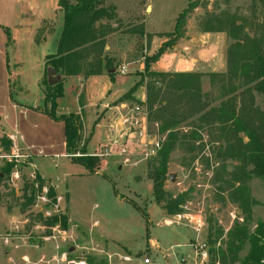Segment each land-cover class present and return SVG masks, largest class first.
Listing matches in <instances>:
<instances>
[{"label":"rangeland","instance_id":"1","mask_svg":"<svg viewBox=\"0 0 264 264\" xmlns=\"http://www.w3.org/2000/svg\"><path fill=\"white\" fill-rule=\"evenodd\" d=\"M43 1L49 7L46 10H51L55 1L57 3V0ZM260 1L108 0L106 5L115 4V9L127 14L123 18L117 14V21H110L117 29L111 36L112 42L119 46L123 42L120 40L125 39L122 48L129 51L124 57L109 51L116 59L114 79L120 88L116 101L132 103L130 99L122 98L142 80L143 83L129 95L143 99L144 61L150 62L151 70L168 72L158 68V60L168 53L181 59L191 54L199 63H210L208 67L197 63L189 71L203 74L202 91L210 94L212 104H218L220 89L218 84L211 87L208 74L223 73L226 69V52L232 42L227 33L228 20H235L236 25H242L245 31L252 33L264 19ZM38 11L39 8L26 10L24 22L16 34L19 42L10 35L8 59L11 69L17 71L11 85L14 101L43 107L42 81L48 80L49 69H45L43 61L45 54L55 50L51 41L56 35L61 10L47 19H38ZM140 29H143L142 34H134ZM129 35L137 41L131 45L132 51L127 46L131 44L129 37L132 36ZM162 43L167 46L157 60H152ZM214 49L216 53L210 62ZM136 58L142 61L141 68ZM52 76L57 77V81L62 79L55 72ZM126 81L130 82L129 87L122 90L121 85ZM101 84L97 79L86 85L97 89ZM65 86L64 97L68 100L69 84ZM254 96L255 106L264 113V95L254 92ZM81 111L83 131L79 147L86 142V152L77 150L71 156L86 161L89 153L102 151L99 144L105 137L104 129L97 128L88 142V136L101 116L97 112L87 121L86 110L82 108ZM55 113L72 115L77 112H66L57 103ZM145 126L143 141L147 146L159 142L160 148L164 137L157 133V125L147 123ZM246 140L243 137V141ZM221 143L220 140L209 141L204 132L203 146L196 143L191 153L186 152V146H177L170 153L163 189L166 197L181 194L185 197L180 213L170 215L165 213L163 204L154 201L153 182L148 177L150 163L157 153L145 156V149L139 143L126 146L130 152L118 154L120 157L103 155L106 163L101 169L97 168V172H89L86 166L72 161L69 156L34 159L44 179L30 166L29 158L21 153L16 139L0 123V173L3 168H9L1 174L0 182V264H67L81 260L87 264H100V261L102 264H137L142 257H149L151 264H210L209 250L224 248L227 233L235 224L245 227L251 234L258 223L264 222V181L252 176L246 182L248 206L245 210L240 208L234 193L237 182L230 178L239 164L234 159L216 155V147ZM50 187L55 191L54 199L48 197ZM31 193L32 200L25 204V197ZM58 197L61 199L57 200ZM62 215L69 220L67 228L60 224ZM54 216L58 222L51 226H45L39 220ZM208 231L215 243H208ZM190 240H195L191 241L194 246ZM247 249L245 244L240 255ZM125 252L134 258L128 262L121 260L119 256Z\"/></svg>","mask_w":264,"mask_h":264},{"label":"trees","instance_id":"2","mask_svg":"<svg viewBox=\"0 0 264 264\" xmlns=\"http://www.w3.org/2000/svg\"><path fill=\"white\" fill-rule=\"evenodd\" d=\"M107 1L57 0L63 14L62 29L55 53L46 56L45 69L52 68L62 79L53 83L45 78L42 81L45 91V104L40 107L42 112L55 121L64 122L66 154L72 161L86 166L89 172L94 164L92 158L85 161L71 156L77 150L86 152V142L79 147L83 131L82 111L56 115L55 109L57 100L63 96L67 78H88L105 72L114 80L116 59L105 51V45L107 37L115 31L110 21L116 20V13L114 6L105 4ZM260 2L264 8V0ZM178 25L179 17L176 27ZM134 32L142 34L143 29ZM227 33L232 42L226 52V69L223 73L208 74L211 87L219 86L221 99L218 104H212L210 94L202 91L203 74L195 71L159 72L149 69L147 60L144 61V98L134 99L129 95L143 80L135 83L122 98L141 105L146 125L156 124L157 133L164 137L157 156L150 163L148 177L153 182L154 201L163 204L166 214L180 213L185 202L183 194L166 197L163 189L169 155L177 146H186V152L190 153L196 143L203 146L204 132L209 141H222L215 149L217 156L234 159L239 164L230 178L237 182L234 193L240 208L245 210L248 206L246 182L252 176L264 181V113L255 106L254 96V92L264 95V19L250 32L251 35L242 25H236L235 20H228ZM164 46L167 45L162 43L159 46L152 60H157ZM82 105L79 96L81 109ZM243 137L247 140L243 141ZM8 170L6 167L2 169L0 182L3 179L1 174ZM48 197H55L52 187ZM31 198L32 193L25 197V204H29ZM39 220L45 226L58 222L56 216ZM60 224L67 228L69 220L65 215H62ZM211 237L208 231V243H215ZM245 244L248 245L247 252L240 255ZM209 255L210 264H264V222L258 223L251 234L245 227L235 224L227 233L224 248H212Z\"/></svg>","mask_w":264,"mask_h":264},{"label":"crops","instance_id":"3","mask_svg":"<svg viewBox=\"0 0 264 264\" xmlns=\"http://www.w3.org/2000/svg\"><path fill=\"white\" fill-rule=\"evenodd\" d=\"M45 6L46 5L44 4L43 0H0V123L5 127L8 134L12 135L13 138L16 139L18 147H20L19 149L21 150V153L25 154L27 158H29L30 166L34 167L36 169V172L42 178L44 177L39 173V170L36 168L34 164V159H53L58 157H67L64 136V122L55 121L49 118L44 112H42L40 107L32 106L29 103L19 104L12 100L11 85L13 81V76H15V73L17 71L14 72V70H12L10 67V61L8 59V50L10 35L12 34V38L16 39V34L18 35V30H20L19 26L21 25V23L24 22V14L28 8H32L35 10L39 8V11L37 12L38 19L50 18L55 11L58 12L59 8L56 1L54 5L51 6V10H46L45 8H47L48 6ZM115 13L116 20H112L115 22L117 21L118 16L120 18H123L126 14L119 12L117 7L115 9ZM62 23L63 14L61 12V17L58 20L56 35L52 37L53 40L51 41V43H54L55 50L52 53L45 54V59L48 54H53L56 51V42L62 29ZM112 26L116 27V25ZM112 34L113 32L107 37L105 51L108 52L111 57L114 56L111 55L114 54L113 51H115L116 54L118 52V54H120V56L122 57L126 56L127 52L129 51L122 48V44L123 42H125V39L120 40L123 42H121L119 46H116V44L112 42ZM19 40L16 39V42H19ZM129 40L131 44H128L127 46L129 50L132 51L133 46L131 45L134 44V40L135 42L137 41L133 36L129 37ZM109 51L113 53L110 54ZM215 53L216 49H214V52L210 57V62L215 56ZM116 54L115 56H117ZM135 60L139 63L138 67L141 68L143 66L142 61L138 58H136ZM124 61L125 60L123 59L121 62L123 63ZM44 63L45 62L43 61V64ZM197 63L200 66H210L209 62V65L207 63H199L197 58L191 56V54H188V58L181 59L176 57L174 54L169 55L168 53H166L158 60V68L168 72H183L191 70V66H195ZM124 68H126V66H124ZM97 79L101 80L102 82L99 88L96 89L93 86L89 87V85H86L88 82H96ZM65 82L69 84L67 90L70 98L68 100H65V93H63V96L58 99V106L60 105L62 110L66 112L73 111L80 113L82 110L79 106L80 96L81 99L84 100V103L82 101V108L86 110L85 115L87 117V121L93 119V114L97 112V114H99L98 116H101L100 120L95 123L92 132H90V135L88 136V142L90 136L93 135L94 130H96L97 128H103L105 141L100 142V146L107 147V144L110 140L116 139L117 143L114 144L112 148L113 152L116 151V147H118V145H120L121 147H125L127 145V142L125 138L123 139V133L111 132L109 134V124L110 120L115 114V107L120 102H122L116 101V98H118L120 94V88L115 85V79H110L109 75L104 72L102 74L90 76L88 78H81L80 76L72 77L71 79L68 78L67 80H65ZM66 83H64V92L66 91ZM123 84L124 85H121V87L122 90H125L127 87H129L128 84H130V82L127 83L126 81ZM71 90H74V93H70ZM99 145L98 147H100ZM100 150L98 152L96 151L89 154L87 153V159L92 158L91 160L94 163L92 168L93 172H97V170H99L97 168L101 169L102 166L106 163V158L101 154ZM113 152L109 157H120L117 153ZM58 196H60L61 198L63 197L61 195ZM191 241L193 242L195 240H190V243L194 246Z\"/></svg>","mask_w":264,"mask_h":264},{"label":"built area","instance_id":"4","mask_svg":"<svg viewBox=\"0 0 264 264\" xmlns=\"http://www.w3.org/2000/svg\"><path fill=\"white\" fill-rule=\"evenodd\" d=\"M125 68L123 67L121 69V72L124 73ZM114 116L110 120L109 128L110 132H121L123 133V139L125 138L127 145L129 144L134 146L135 144L139 143L140 147L144 150V155L145 156H152L155 155L159 149V142H155L154 144L147 146V143L143 141V138L146 136V126H145V115L143 112V109H141L139 104L136 103H129L127 101H122L120 102L116 107H115V112ZM117 140L113 139L110 140L107 144V147L104 146L101 154L104 156L112 154V148L114 144H116ZM121 147L118 145L116 147V151L113 153L117 154H124V153H129L130 150L127 147ZM140 148V149H141ZM47 197V194H46ZM44 198V197H42ZM61 198L58 197L57 200H60ZM177 218H180V215L176 216ZM196 223L201 226L200 220H197ZM7 240V239H6ZM121 260L123 261H130L131 259L134 258V256H130L127 253H124L119 256ZM67 264H87L86 261L81 260L78 262L74 261H68ZM137 264H151V260L149 257H142L138 260Z\"/></svg>","mask_w":264,"mask_h":264},{"label":"water","instance_id":"5","mask_svg":"<svg viewBox=\"0 0 264 264\" xmlns=\"http://www.w3.org/2000/svg\"><path fill=\"white\" fill-rule=\"evenodd\" d=\"M54 72L55 71L53 69H50V68L47 70L49 83H53V82L57 81V77L52 76L54 74ZM70 250H72V247H70Z\"/></svg>","mask_w":264,"mask_h":264}]
</instances>
